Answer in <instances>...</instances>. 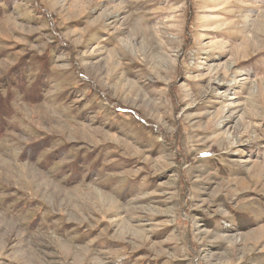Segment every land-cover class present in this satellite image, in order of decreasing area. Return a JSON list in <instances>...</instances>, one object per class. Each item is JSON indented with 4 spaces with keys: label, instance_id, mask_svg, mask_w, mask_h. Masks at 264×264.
<instances>
[{
    "label": "rangeland",
    "instance_id": "1",
    "mask_svg": "<svg viewBox=\"0 0 264 264\" xmlns=\"http://www.w3.org/2000/svg\"><path fill=\"white\" fill-rule=\"evenodd\" d=\"M0 264H264V0H0Z\"/></svg>",
    "mask_w": 264,
    "mask_h": 264
},
{
    "label": "trees",
    "instance_id": "2",
    "mask_svg": "<svg viewBox=\"0 0 264 264\" xmlns=\"http://www.w3.org/2000/svg\"><path fill=\"white\" fill-rule=\"evenodd\" d=\"M145 124H146V122H145Z\"/></svg>",
    "mask_w": 264,
    "mask_h": 264
}]
</instances>
